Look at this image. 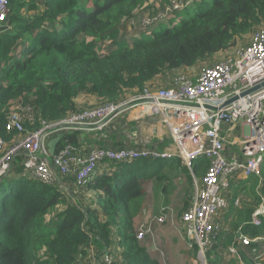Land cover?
I'll list each match as a JSON object with an SVG mask.
<instances>
[{
    "label": "trees",
    "instance_id": "trees-1",
    "mask_svg": "<svg viewBox=\"0 0 264 264\" xmlns=\"http://www.w3.org/2000/svg\"><path fill=\"white\" fill-rule=\"evenodd\" d=\"M84 2L88 7L82 6ZM11 4L14 28L2 31L0 24V135L9 142L16 133H10L6 124L20 107H29L25 129L34 131L45 122L120 102L145 90L168 89L178 76L189 79L188 73L201 67L200 72L250 44L264 27V0H199L172 27L169 20L183 8L167 15L165 7L171 0H46L42 4L11 0ZM159 12L166 22L159 18L150 24L151 34L129 44L127 25L139 24L136 27L142 30L143 19ZM60 25L62 29L55 30ZM248 34L249 41L238 42ZM24 42L29 45L19 58L15 49ZM82 95L97 101L84 107L78 102ZM118 125H109L112 131H85V136L82 131H66L56 152L66 143L85 157L99 147L144 148L129 136L121 138ZM22 161L23 156L17 157L7 188L0 194V264H90L106 252L116 256L114 264H164L167 253L159 252V258L151 255L145 241L137 237L134 220L148 195L145 183L161 180V193L169 199L177 190L181 222L192 200L194 178L201 180L211 164L205 157L196 158L192 170L180 157L104 161L92 180L81 185L75 172L53 183L27 178ZM178 179L187 193L176 189ZM257 179L260 184L253 196L236 197L239 205L235 198L228 229L208 250L209 264H241L236 255H226L230 245L239 248L245 264H256L252 246L241 244L237 234L242 228L251 236L264 235V218L260 226L250 223L264 194V163ZM166 197L162 198L165 206L170 204ZM189 250L196 253V247Z\"/></svg>",
    "mask_w": 264,
    "mask_h": 264
},
{
    "label": "built area",
    "instance_id": "built-area-1",
    "mask_svg": "<svg viewBox=\"0 0 264 264\" xmlns=\"http://www.w3.org/2000/svg\"><path fill=\"white\" fill-rule=\"evenodd\" d=\"M35 1L42 4L46 0ZM193 1L196 0H171V5L165 7L167 15L190 5ZM26 10L23 9L24 12ZM31 13L33 11H29V14ZM159 14L160 12L154 16ZM12 15L11 0H0L2 31L14 28ZM164 17L159 16L149 22L145 21L147 18L143 19L142 26L146 29L140 30L139 37L126 38L127 42L133 44L143 35L151 34L153 25L150 24H156L159 18ZM26 45L28 42L21 43L15 49V54L21 53ZM263 82L264 27L253 35L250 44L236 48L222 61L202 68L197 79H186L184 75H180L175 79V85L168 89L145 90L120 102H108L55 122H45L40 129L34 131L25 129L24 116L29 114V107H20L9 115L6 124V129L10 133H16V136L9 142L0 135V182L12 174L19 156H23L21 164L27 178L53 183L61 180V176L75 172L81 185L92 180L97 166L104 161L134 162L145 158L180 157L192 170L194 160L206 156L211 160L210 167L201 180L194 176L192 200L181 222L190 239L189 248L196 247L195 264H209L208 250L213 247L219 234L228 229L222 216L229 205V175L238 172V177L242 173L246 176L262 177ZM258 85L261 86L255 89ZM232 98L235 99L226 104ZM131 110L137 111V119L158 117L171 135L170 147L164 150L146 146L140 149L99 147L91 150L85 157L76 154L72 145L66 143L53 155L49 152L48 143L57 134L73 130L82 133L103 130L118 115ZM238 126L242 128L241 139L237 143L240 147L238 153H242L233 158L226 153L227 138L230 130L235 131ZM228 128L230 130H227ZM235 204H240L239 198H236ZM166 212V207L163 206L162 215L157 217L158 223L166 221ZM263 218L264 194L261 195L260 204L253 211L250 223L260 226ZM148 231H153V223L139 230L138 239L146 238ZM237 239L243 245L252 246L256 264L263 263L264 235L251 236L240 228ZM228 254L236 255L241 264H245L236 245L227 247L226 255ZM116 259L115 255L106 252L104 258L93 257L90 264H114Z\"/></svg>",
    "mask_w": 264,
    "mask_h": 264
},
{
    "label": "rangeland",
    "instance_id": "rangeland-1",
    "mask_svg": "<svg viewBox=\"0 0 264 264\" xmlns=\"http://www.w3.org/2000/svg\"><path fill=\"white\" fill-rule=\"evenodd\" d=\"M195 4H197V0L193 1L192 3H190V5H192V6L195 5ZM190 5L185 6L183 8V10L181 9L182 10L181 13H178V14L174 15L169 20L168 24L171 27L175 26V25H178L179 21L181 20V16H183V13H184V11L187 8H190ZM82 6L88 7L87 2H84ZM23 13H24V15H27L26 11L25 12L23 11ZM147 13H149V12H145V14H147ZM188 14H192V11L190 13H188ZM159 16H164V15L162 13H160L159 15L154 16V18L159 17ZM146 18H147L145 20L146 22L152 21L154 19L152 15L146 16ZM164 18H166V17H164ZM164 18L162 20H165ZM165 22L166 21H164V23ZM140 23H142V20H141ZM136 25H139V24H134V23L130 22V24L127 25V31L125 33H127L129 39H131L132 37H139L140 27H136ZM69 26H71V24H69ZM69 26H67V29L70 28ZM143 28H144V30L146 29L145 27H143ZM250 36H251V34H248V35H246L244 37V39H239L238 42L245 43V42L249 41ZM24 48L26 50V47H24ZM220 60H221V57H220V59L219 58L217 59V61H220ZM129 114H130V111H127V112L125 111V112H123V113H121L120 115L117 116L118 117L117 120H121L120 121V125H118V126H120V130H118V133H119L121 138H125V136H129L132 139V136H138V133H136V130L133 132V131H131L130 128H128V126L126 124H123V122L126 121V119H127V115H129ZM153 118H154V121L156 119L159 120L158 117H153ZM114 121H112L110 123V125L114 124L115 123ZM162 128L167 133L166 135L172 141L171 135L168 134V132L165 130V128L163 126H162ZM111 130L112 129L109 126L106 129V131H111ZM227 130H230V128H228ZM146 132H147L146 130H141L140 131L141 136H146L147 135ZM230 132L231 133L229 134V136L227 138V150H226V153L230 157L234 158V157H237L236 155H241V153H242V151H241L240 154L239 153H232L233 151L234 152L236 151V150L233 149V147H236L238 141L241 139L242 128H241V126H238L235 129V131L230 130ZM148 144H151V143L147 142V144H146L147 148L154 147V146H148ZM165 148L166 147H163V148H160V149L164 150ZM160 149H158V150H160ZM200 157L208 158L206 156H200ZM237 174H238V172H233V173H231L229 175V179H230V183H231V186H230L229 191H228L229 205L224 210L223 216H222V219H224L225 221H227V218L230 217L232 209H235V205H234L235 198L236 197H242L244 194H245V197H247L248 195H252L253 196L254 192L258 191L257 189H258V186L260 184L259 179H257L258 177L255 176V175H251V176L246 177V178H240V177H238ZM10 179H11V174L9 176H7L6 178H4V180L0 184V194H3L5 192V189L7 188V185L9 183ZM178 182H180V184H182V185L180 186V184H179V186H177L176 189H178V190L180 189V191L182 190L181 191L182 194H185V192L187 193L188 188L186 187V185L183 184V182L180 181L179 179H178ZM160 184H161V180H158V179H155V178L151 179L149 181H146L145 187H146V189H148V195L149 196H147L145 198L142 210L136 216L135 225H136L137 228H139V230H141L142 227L144 228V227L148 226L151 223V221H153L152 220L153 217H155L156 215L158 217H160L162 215V207L163 206L166 207L167 212L165 213L166 214V221L164 222L165 224L163 225L162 229L157 230L156 236H155L156 240H158V244H159V246L156 247V252L157 253L160 252L161 254L167 253L168 257L170 255H173V257H174L173 259H176L175 256H177V258L180 259V257H181V254H180L181 253V249L180 248L182 246L180 245V243L178 245V243L172 242V239H173V237H178L179 235L181 236L183 234L182 237H184V238L181 239V240L182 241H186L185 237L188 238V235L185 234V232L183 230V227H181L180 216L178 215L179 210L181 208V206H176L177 204L175 202L176 201L175 198H177L178 192H177V190L174 191L173 194L170 195V199H169V198L166 197L165 194L161 193L162 192V188L160 187ZM164 196L166 197L165 199H169V202H170L169 205H166V206L164 204L160 205V201L162 202L161 199ZM156 197H158L159 202H158ZM148 233H149V231L147 232V237L150 235V233H149V235H148ZM168 243H170L169 244L170 248L167 247ZM153 249H155V248H153ZM187 249H190V248H187ZM188 251H190V250H188ZM184 252H186V251L184 250ZM194 252L195 251H192V254L190 252L189 253L190 255H188V253L186 252V254L188 255L187 258L189 260H191L190 258L194 255ZM164 255H166V254H164ZM166 257H167V255H166Z\"/></svg>",
    "mask_w": 264,
    "mask_h": 264
},
{
    "label": "crops",
    "instance_id": "crops-1",
    "mask_svg": "<svg viewBox=\"0 0 264 264\" xmlns=\"http://www.w3.org/2000/svg\"><path fill=\"white\" fill-rule=\"evenodd\" d=\"M144 36V35H143ZM142 36V37H143ZM225 56L226 55H224L223 56V58L220 60V61H222V60H224V58H225ZM219 62V61H218ZM206 66V65H205ZM201 68V67H200ZM200 68H198V69H196V70H194V71H192V72H190V73H188V76H189V78H191V77H193L194 78V80L195 79H197L198 78V75H199V69ZM97 101V99H96V97H94V96H87V95H82V96H80L79 98H78V102L81 104V105H83L84 104V107L86 106V105H89L90 103L93 105L95 102ZM136 113H137V111L136 110H131L130 111V114L129 115H127V119H126V121H124L123 123H125L127 126H128V128H130L131 129V131H135L136 130V133H138V136H132V142H133V144H135V143H137V144H141L142 146H146V144H147V142L149 143H151V144H148V146H159V148L161 147V148H163V147H170V143H172V141H171V139L166 135L167 133L164 131V129L162 128V126H163V124H161V122L158 120V119H156L155 121H154V118L153 117H150V116H148V117H142V118H139V119H137L136 118ZM118 119V117L116 118V120L114 121L115 123L117 122V123H120V121L121 120H117ZM115 123L113 124L114 126H113V128L115 127ZM130 124V125H129ZM164 127V126H163ZM113 128H112V130H113ZM165 128V127H164ZM111 130V131H112ZM141 130H146L147 132V135L146 136H141V133H140V131ZM166 130V129H165ZM83 136H85L86 134L85 133H83L82 134ZM138 137V138H137ZM52 139V138H51ZM50 139V140H51ZM117 141H119V140H117ZM127 141V140H126ZM58 145V144H57ZM131 146V145H130ZM132 146H134V145H132ZM233 149L234 150H236L235 152L233 151L232 153H238L239 151H240V147H239V145H236V147H233ZM56 152V151H55ZM229 156V155H228ZM230 157V156H229ZM161 159H166V158H161ZM168 159H171V158H168ZM107 165H109L108 163L106 164V166ZM104 169V168H103ZM103 169H101L100 168V170L99 171H102ZM12 175V174H11ZM246 177H248V176H246L245 174H240V178H246ZM6 178V177H5ZM3 180V179H2ZM262 181H263V178L261 179ZM155 194V193H154ZM147 196H149V195H147ZM157 198V200H158V197H156ZM162 200V199H161ZM158 202H159V200H158ZM162 204V202L160 201V205ZM160 214V213H159ZM157 215L155 216V217H153L152 218V220H153V231H151L150 232V235L147 237V238H145V239H143L144 241H145V243H146V247H147V250H148V252L151 254V255H153V256H156V257H158L159 255H158V253L156 252V247H158L159 246V244H158V240H156V232H157V230H159V229H162L163 228V225L165 224V223H163V224H161V223H158L157 222ZM136 219V218H135ZM152 222V221H151ZM134 223H135V220H134ZM181 227H182V222H181ZM183 230H184V228H183ZM184 232H185V230H184ZM185 234H186V232H185ZM183 236V234L180 236H178V237H173V239H172V242H176V243H178V245H179V243H180V245L182 246L180 249H181V257H180V259H178L177 258V256H175V258L176 259H173L174 257H173V255H170L169 257H168V254H166L167 255V257H165V260L164 261H168L169 263H171V264H195V256H196V253L194 252V255L190 258L191 260H189L188 258H187V256L188 255H190L189 253V249H187L188 248V245H189V239L187 238V237H185V239H186V241H182L181 239H183L184 237H182ZM166 240V239H165ZM170 243H168V246L167 247H169L170 245H169ZM153 248H155V249H153ZM170 248V247H169ZM169 250V249H168ZM184 250L188 253V255L186 254V252H184ZM191 254H192V252H191ZM172 256V257H171ZM161 257V256H160ZM159 258V257H158ZM186 258V259H185ZM161 260H162V258H161ZM163 261V262H164Z\"/></svg>",
    "mask_w": 264,
    "mask_h": 264
},
{
    "label": "water",
    "instance_id": "water-1",
    "mask_svg": "<svg viewBox=\"0 0 264 264\" xmlns=\"http://www.w3.org/2000/svg\"><path fill=\"white\" fill-rule=\"evenodd\" d=\"M264 84V82L262 83V85ZM259 86L261 85H258L255 89H257ZM255 89H252V90H255ZM251 90V91H252ZM235 98H232L230 99L229 101H227L226 104L230 103L232 100H234ZM64 136V133H59L57 134L55 137H53L49 143H48V147H49V152L51 153V155H53L56 151V148H57V144L59 143V141L61 140V138Z\"/></svg>",
    "mask_w": 264,
    "mask_h": 264
},
{
    "label": "clouds",
    "instance_id": "clouds-1",
    "mask_svg": "<svg viewBox=\"0 0 264 264\" xmlns=\"http://www.w3.org/2000/svg\"><path fill=\"white\" fill-rule=\"evenodd\" d=\"M45 29H47V28H45ZM59 29H60V30L62 29V26H61V25H60L59 27H57L55 30H59ZM51 31H52V30H51ZM28 45H29V43H28ZM28 45H26L25 47L27 48ZM24 51H25V48L22 49L21 53L16 54L17 57L21 58V57L23 56Z\"/></svg>",
    "mask_w": 264,
    "mask_h": 264
}]
</instances>
